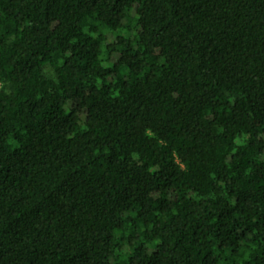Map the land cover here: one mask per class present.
Here are the masks:
<instances>
[{"label":"trees","instance_id":"obj_1","mask_svg":"<svg viewBox=\"0 0 264 264\" xmlns=\"http://www.w3.org/2000/svg\"><path fill=\"white\" fill-rule=\"evenodd\" d=\"M0 264H264V0H0Z\"/></svg>","mask_w":264,"mask_h":264}]
</instances>
